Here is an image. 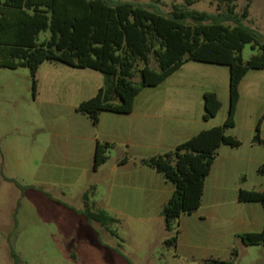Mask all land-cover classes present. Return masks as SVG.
Returning a JSON list of instances; mask_svg holds the SVG:
<instances>
[{"label":"crops","instance_id":"obj_1","mask_svg":"<svg viewBox=\"0 0 264 264\" xmlns=\"http://www.w3.org/2000/svg\"><path fill=\"white\" fill-rule=\"evenodd\" d=\"M230 80L228 66L189 61L162 84L144 88L136 96L131 113L103 111L95 125L78 108L106 88V76L60 62L42 63L34 95L41 113L40 165L35 169L39 181L30 184L42 191L27 190L23 197L27 192H38L49 202L71 210L62 204L65 199L77 192L83 202L85 192L94 187L91 200L117 220L111 231L115 232L113 226L152 225L164 229L167 235L151 241L167 247L165 241L173 233L167 230L162 211L175 186L142 161L171 152L203 131L223 126L230 108ZM210 92L218 95L222 108L216 117L206 120L205 95ZM105 96L119 103L112 85L107 86ZM260 122L259 134L264 140V69L249 71L240 85L236 125L227 130V135L241 145L220 147L206 179L202 206L179 220L180 236L174 249L181 258L199 264L229 261L235 245L247 247L240 235L264 230L263 204L240 200L242 191L264 192V145L253 142ZM105 143L114 148L108 161L96 169L98 144ZM9 179L4 177L12 183ZM78 185L80 190L76 189ZM118 234L123 238L125 231ZM96 235L99 245L105 247L100 234Z\"/></svg>","mask_w":264,"mask_h":264},{"label":"trees","instance_id":"obj_2","mask_svg":"<svg viewBox=\"0 0 264 264\" xmlns=\"http://www.w3.org/2000/svg\"><path fill=\"white\" fill-rule=\"evenodd\" d=\"M199 0H186L187 5H174L163 12L157 4L140 0H0V69L28 68L37 92L38 72L44 62H60L72 67L95 70L107 78L106 88L83 102L78 110L97 125L103 111L131 113L136 96L146 87H156L189 61L224 65L230 68V108L223 126L201 132L175 150L143 160L175 186V192L162 211L166 228L173 235L167 247L178 246L179 220L192 214L203 202L206 179L223 145L239 147L241 142L227 135L236 125L240 85L251 70L264 69V34L246 24L252 0L239 11L238 0H213L217 13L191 8ZM247 45L255 54L244 60ZM152 61L157 67L152 66ZM140 76V83L134 79ZM111 81V83H110ZM119 99L115 104L105 96L107 86ZM206 115H218L222 102L216 93L205 95ZM262 122V121H261ZM258 126L253 142L264 145ZM114 145L98 144L95 168L109 159ZM22 193L42 191L9 179ZM95 188L84 196V209L64 204L89 224L99 223L111 231L117 220L98 210L91 200ZM52 198L50 195H48ZM242 202H259L264 206V192L242 191ZM114 235L115 232L111 231ZM246 246H264V230L240 235ZM16 264L21 258L11 244ZM231 261L211 260L216 264H233L239 258L233 250Z\"/></svg>","mask_w":264,"mask_h":264},{"label":"rangeland","instance_id":"obj_3","mask_svg":"<svg viewBox=\"0 0 264 264\" xmlns=\"http://www.w3.org/2000/svg\"><path fill=\"white\" fill-rule=\"evenodd\" d=\"M140 2L157 4L165 13L176 4L187 5L186 0ZM248 3L249 0H238L239 11ZM191 8L217 13L218 5L213 0H199ZM245 23L264 34V0H252L249 21ZM254 54L247 45L242 56L247 61ZM152 66L157 67L154 61ZM134 81L140 83V76ZM40 126V107L35 102L30 70L0 69V264H16L11 244L21 258L20 264H199L181 258L172 247L151 241L167 235L162 228L113 226L114 236L99 224H89L85 217L49 202L44 194L30 191L23 197L16 185L4 177L23 185L38 184L35 169L40 165ZM65 202L84 209L77 192ZM120 230L125 231L123 238L118 234ZM96 233L105 247L99 245ZM235 248L239 258L233 264H264V246ZM227 259L231 261L233 256Z\"/></svg>","mask_w":264,"mask_h":264}]
</instances>
